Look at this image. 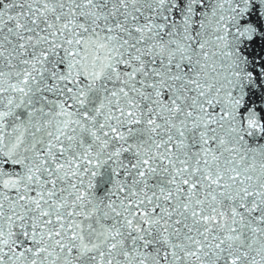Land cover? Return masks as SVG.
I'll use <instances>...</instances> for the list:
<instances>
[{"label": "snow or ice", "instance_id": "snow-or-ice-1", "mask_svg": "<svg viewBox=\"0 0 264 264\" xmlns=\"http://www.w3.org/2000/svg\"><path fill=\"white\" fill-rule=\"evenodd\" d=\"M0 264H264V0H0Z\"/></svg>", "mask_w": 264, "mask_h": 264}]
</instances>
